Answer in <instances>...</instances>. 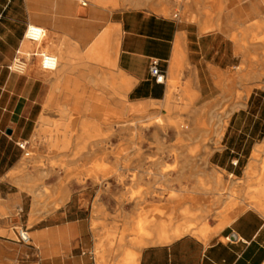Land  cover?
Instances as JSON below:
<instances>
[{
  "label": "crops",
  "instance_id": "crops-1",
  "mask_svg": "<svg viewBox=\"0 0 264 264\" xmlns=\"http://www.w3.org/2000/svg\"><path fill=\"white\" fill-rule=\"evenodd\" d=\"M117 1V5H105L92 0L82 7L75 0H0V264H128V259L135 258L138 264H264V197L257 189L251 192L255 200L250 202L257 207L248 206L247 198L248 184L258 188L261 182L254 169L262 167V161L254 154L264 155V83L249 90L241 80L233 90L239 63H234L238 57L224 34L202 33L197 23L179 14L122 8L123 1ZM31 23L43 26L46 33L40 43H33V57L22 56L19 52ZM104 32L106 47L91 53ZM234 33L229 37L235 38ZM42 50L61 53V67H68L64 77L57 79L40 69ZM238 50L244 53V46ZM154 60L166 71L164 84L150 75ZM23 63L24 71L16 69V64ZM64 88L68 90L60 91ZM46 101L68 105L72 150H77V138L111 127L113 138L107 150L112 155L107 163L114 169L122 167L118 152L133 157L138 151L133 144L120 142L122 130L135 119L159 112L192 123L227 124L220 148L213 149L208 164L197 161L192 174L173 175L171 191L183 198L177 224H168L174 205L168 194L148 198L142 210L135 203L121 207L125 188L116 175L106 183L89 176L81 181L68 178V202L42 216L26 208V194L19 187L25 180L11 173L18 172L25 155L18 144L27 141L29 146L41 115L56 110L45 109ZM224 107L228 110L221 112ZM192 131L197 134L198 128ZM140 150L144 157L158 151L146 143ZM90 156L68 161V166L90 167L94 162ZM142 162L148 166V161ZM148 183L140 181L144 186ZM232 191L239 198L230 199ZM209 208L213 210L207 223L195 226L207 231L208 238L188 231L170 242L154 241L170 228L193 224L195 218L187 212L194 211L200 218ZM155 211L160 214L154 226L144 217ZM141 221H146L144 229L153 233L152 239L140 233ZM21 227L29 229V244L17 239Z\"/></svg>",
  "mask_w": 264,
  "mask_h": 264
},
{
  "label": "rangeland",
  "instance_id": "rangeland-1",
  "mask_svg": "<svg viewBox=\"0 0 264 264\" xmlns=\"http://www.w3.org/2000/svg\"><path fill=\"white\" fill-rule=\"evenodd\" d=\"M91 1L89 0L90 4H92ZM122 1L124 3V7L122 8L138 7L170 16L179 14L181 19L197 23L202 33L220 32L224 34L232 44L234 54L238 57V59H234V63H239L238 73L233 76L232 80L233 90L240 84L241 80L243 85H248L249 90L260 87L255 84L257 79L254 77L257 73L256 71L260 72L264 70V0ZM164 5L169 7L167 13H162L158 10V8ZM219 9L220 11H218ZM205 22L211 27V31L207 32L203 30ZM222 26L223 30H219ZM233 32L236 33L233 34L235 35L234 39L231 37L232 41L229 34ZM242 45L244 46V53L236 51V48ZM23 51L26 54L29 52L28 50H24V48ZM175 88L176 84H173V90ZM63 90H68V88L61 89L60 91ZM240 94L238 93V97H240ZM57 100L55 98L56 102ZM63 105L53 103L51 106H47L46 101L45 109L54 107L56 110H46V115H41V117H47L46 122L48 124L42 127L43 132L40 134L39 128L42 125L40 117L39 124L41 125L38 124L37 133L25 150V152L29 153V156L24 155L21 163L25 169L11 173L13 178H17L19 175L25 180L24 184L19 187L26 194V208H33L34 201L38 200L42 205L37 206V213H41L42 216L65 206L68 202V178L81 181L83 177L89 176L96 180L101 178L106 183L109 178L116 175L125 188L124 194H122L119 201L121 207L129 203H135L142 210L144 209V205H147L146 201L148 198H156L168 194L169 198L174 202V205L169 209V221H171V224L169 222L168 224L169 226L177 224L179 220L178 206L182 204L183 198L182 194L177 191H171V188H175L173 175L192 174L193 164L197 161H200L202 165L208 164L209 156L213 149L220 148V140L223 133V131L221 133V130H224V126L227 124V121H218L216 123L215 121L208 120L192 123V121L184 119H171L168 118L167 114L159 112L152 113L153 115L149 114L143 119L138 118L142 121L135 119L126 124L128 127L132 125L131 128L128 129L127 127V130H122L120 142L122 144H133L138 151L135 154L132 153L134 154L133 157H125L128 154L125 151L118 152L116 156L117 159L120 158L122 160V167L114 169L107 163V160L112 155V152L107 149L108 147L110 148L112 143L113 129L110 127L105 131L98 130V135L88 140L85 144L84 137L77 138V150H72V147H74V136H68V111L66 114L59 111V107ZM66 106L68 108V105ZM227 110L224 107L221 109V112H226ZM157 117L162 121L163 128L155 136L154 127L147 126L151 120H156ZM149 118L151 119L148 120ZM62 122H65L67 125L63 126ZM55 127L56 130L54 129ZM192 127L198 128V131H195L197 134H193ZM215 132H218L219 137ZM47 133H55L54 144L46 138ZM173 133L176 134L173 135ZM145 143L156 146L158 151L144 157L145 154L140 149L141 145ZM162 147L165 150H161L163 149ZM88 148L93 151L88 152ZM96 149H101L102 151L95 152L94 150ZM88 154L93 155L89 158L94 161L90 164V167L68 166V161H79L81 158H87L86 155ZM254 158L262 161V167L254 169V175L261 182L258 188H254V185L251 183L248 184V203L251 200H255L251 192L253 190L256 191V189L260 191L264 186V184L262 185L264 179V155L262 153H255ZM144 159L148 161L147 167L142 165V160ZM132 160L135 162L133 161L132 163ZM159 173H163L164 175L160 176ZM128 179L131 183L126 185L124 182ZM143 179L149 181L148 185L144 186L140 184V181ZM167 181L169 182L168 185H166ZM202 186H205L206 190L209 189L208 185ZM182 189L186 188L182 187ZM186 196L190 198L194 197L193 194H187ZM230 196L232 200L239 198L235 191H232ZM156 210H159V208ZM212 210L210 208L207 209L200 218L196 217L194 211L187 212V215L190 218H195L193 225L198 227L199 224L207 223ZM159 214L160 212L156 214L155 211L153 215L146 216L144 219H148V224L155 226V222L152 219L157 220ZM30 226L31 223L29 224ZM141 230L139 231L142 232Z\"/></svg>",
  "mask_w": 264,
  "mask_h": 264
},
{
  "label": "bare ground",
  "instance_id": "bare-ground-1",
  "mask_svg": "<svg viewBox=\"0 0 264 264\" xmlns=\"http://www.w3.org/2000/svg\"><path fill=\"white\" fill-rule=\"evenodd\" d=\"M89 1V0H88ZM125 1H128V0H125ZM96 2H100V3H103V4H105V5H107V4H113V5H117L118 4V1L117 0H96ZM196 2V1H195ZM158 10L160 11V12H162V13H167L168 11H169V7H167V6H161L160 8H158ZM218 11H220V9L218 10ZM222 11V10H221ZM218 15V14H217ZM198 16V15H197ZM196 19V18H195ZM115 29H117V28H115ZM203 30L204 31H210L211 30V27L208 25V23L207 22H205L204 24H203ZM116 33V32H115ZM116 34H118V33H116ZM106 38H107V32H104L97 40H96V42L91 46V49H90V51H91V53H98V52H101V50L104 48V47H106ZM234 38V37H233ZM38 45V44H37ZM35 46L36 45H34L33 43H31V42H29V41H27L26 39H25V41H24V45H23V48H24V50H28L29 52L26 54L24 51H23V48H22V50L20 49V52H19V55H26V56H28V57H33V53L35 52ZM113 47L115 48V49H117V47H118V35H115V38H114V42H113ZM42 51H45V50H42ZM238 52H239V50H238ZM51 53H53L56 57H57V61H58V67L56 68V70H54V71H45V70H43L42 69V67H41V59H40V57H39V60H40V69L42 70V71H45V72H48L49 74H51V75H54V76H56V78L57 79H61L62 77H64V75H66L67 73V66H64V67H61V62H62V55H61V53L60 52H51ZM88 58H90V59H100L101 57H94V56H90V57H88ZM264 63V62H263ZM259 64V63H258ZM261 64V63H260ZM263 66V65H262ZM24 67H26L25 65H24V63H23V65H18V64H16V69H18V70H20V71H24ZM264 67V66H263ZM262 70V69H261ZM257 73H256V75H255V78H258V80H257V82H255V84L256 85H258V86H261V84H262V82L264 81V70L263 71H261V72H258V71H256ZM173 73V72H172ZM172 83L174 84L175 83V80H172ZM125 85V82L123 81L122 82V85ZM173 88V87H172ZM172 92V91H171ZM52 100V99H51ZM47 106H51V101L50 102H48V104H47ZM59 111L61 112V113H63V114H66L67 113V111H68V108H67V106L66 105H63V106H61V107H59ZM153 115V114H152ZM151 115V116H152ZM151 116H149V117H151ZM158 116V115H157ZM67 117V116H66ZM47 118V117H46ZM46 118H44V117H41V122H42V125L41 124H39V125H41V127L39 128V133L41 134V132H43V129H42V127H44L45 125H47L48 123L46 122ZM152 118H154L153 116H152ZM141 119H143V118H141ZM151 118H149L148 120H150ZM65 120V119H64ZM67 120V119H66ZM139 121H142V120H140V119H138ZM163 120V119H162ZM150 122V121H149ZM162 121H160V119L157 117L156 118V120H151V122L149 123V125L147 126V127H151V126H153L154 127V135L156 136L157 135V133H158V131H162V125H163V123H161ZM63 123V122H62ZM68 123V122H67ZM136 123V122H135ZM145 123V122H144ZM143 123V124H144ZM58 125H60L59 123H58ZM63 126H65V125H67L65 122L62 124ZM223 125V124H222ZM141 126V125H140ZM57 127V126H56ZM56 127L54 128L55 130H56ZM145 127V126H144ZM218 127V126H217ZM222 127V126H221ZM46 128V127H45ZM216 128V127H215ZM45 130V129H44ZM46 131V130H45ZM220 131V130H219ZM222 131H223V129L221 130V133H222ZM216 133V132H215ZM220 133V132H219ZM217 135H218V132L216 133ZM215 134V135H216ZM223 134V133H222ZM43 135V134H42ZM41 135V136H42ZM44 135H45V133H44ZM98 135V130L97 131H95L94 133H88L87 135H86V137H84V144L86 143V142H88V140H90L91 138H93V137H96ZM37 136H39L38 134H37ZM218 137H219V135H218ZM46 138L48 139V140H50V141H52V143L54 144V142H55V133L54 134H52V133H47V135H46ZM67 141V140H66ZM52 144V145H53ZM83 144V145H84ZM65 145V144H64ZM19 170H18V172L19 171H23L24 169H25V167H24V165H20V167L18 168ZM159 175L160 176H162V175H164L163 173H159ZM259 194L261 195V196H263L264 197V186L262 187V189L259 191ZM39 205H42L38 200H35L34 201V204H33V208H34V211L36 210H38V207L37 206H39ZM248 206H255V207H257L256 206V204L254 205V203L253 202H250V203H248ZM264 210V209H263ZM234 216H235V214H233V215H230L228 218H227V221H225L226 223L227 222H229L228 220H231L232 218H234ZM36 219V218H35ZM155 223V225H157L158 223H157V221L155 220V219H152ZM34 221V220H33ZM225 222H223L222 224H220L219 226H217V228H215V230L214 231H218L222 226H224V224H225ZM169 223L171 224V221H169ZM146 224V221H141L138 225H139V229H142L141 231L142 232H140L142 235H144L145 237H147V238H153L154 237V235H153V233L152 232H150V231H147L146 229H144V225ZM155 230V229H154ZM190 232V231H192L193 233H195V234H197V235H200L201 237H203V238H208V235H209V233L207 232V231H201V230H199V229H197L196 227H195V225H193V224H190V225H188V226H186V227H181V226H175L173 229L172 228H170V230L168 231V232H162L161 234H159L158 235V238L157 239H155L154 241H156V242H170L172 239H174V238H176V237H179V236H181L182 234H184L185 232ZM128 264H138V260L135 258V259H128Z\"/></svg>",
  "mask_w": 264,
  "mask_h": 264
},
{
  "label": "built area",
  "instance_id": "built-area-1",
  "mask_svg": "<svg viewBox=\"0 0 264 264\" xmlns=\"http://www.w3.org/2000/svg\"><path fill=\"white\" fill-rule=\"evenodd\" d=\"M77 3H79V5H81L82 7H86L89 3L88 0H75ZM175 16L177 17L178 14H175ZM30 28H37V29H42L44 30V33H46V30L43 26L39 25V24H34V23H31V24H28L27 27H26V30H25V34H24V38L31 42V43H40L44 36L40 39V40H37L35 39L34 35H28L27 33L29 32ZM19 52V51H18ZM39 56H40V59H41V67L43 70L45 71H54L56 70V68L58 67V61H57V57L49 52V51H40L39 52ZM45 57H48V58H55L56 59V67L54 69L52 68H45L43 65H44V59ZM14 63L15 61L13 62V65L14 66ZM19 64H21L20 62H18ZM150 75L152 76V78L154 79V81L158 84H164L166 82V71L163 70L158 61L154 60L151 64V67H150ZM18 146L23 149V150H26L27 147H28V142L27 141H23L21 143L18 144ZM25 155L26 156H29V153L28 152H25ZM234 164H237V161L236 162H233ZM17 239L22 242V243H25V244H29L31 242V235H30V232H29V229L27 227H21L17 230Z\"/></svg>",
  "mask_w": 264,
  "mask_h": 264
},
{
  "label": "clouds",
  "instance_id": "clouds-1",
  "mask_svg": "<svg viewBox=\"0 0 264 264\" xmlns=\"http://www.w3.org/2000/svg\"><path fill=\"white\" fill-rule=\"evenodd\" d=\"M28 35H34L35 39L40 40L44 35V30L42 29H37V28H30L29 32L27 33ZM56 59L53 58H48L45 57L44 59V67L45 68H52L54 69L56 67Z\"/></svg>",
  "mask_w": 264,
  "mask_h": 264
}]
</instances>
